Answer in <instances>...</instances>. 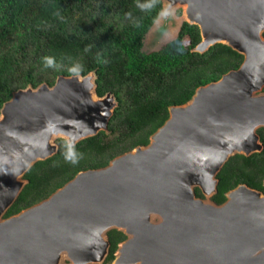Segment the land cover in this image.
<instances>
[{"label":"water","instance_id":"water-1","mask_svg":"<svg viewBox=\"0 0 264 264\" xmlns=\"http://www.w3.org/2000/svg\"><path fill=\"white\" fill-rule=\"evenodd\" d=\"M162 1L149 33L162 20L163 38L178 34L185 20L201 31L194 51L224 43L244 55L242 64L170 106L148 144L5 217L26 171L58 151L56 139L74 145L107 129L118 104L111 92L97 94L95 71L14 91L0 110V264L101 263L114 228L127 238L111 264L121 250L126 264H264V192L240 183L224 202L211 199L231 156L264 147V0Z\"/></svg>","mask_w":264,"mask_h":264},{"label":"trees","instance_id":"trees-1","mask_svg":"<svg viewBox=\"0 0 264 264\" xmlns=\"http://www.w3.org/2000/svg\"><path fill=\"white\" fill-rule=\"evenodd\" d=\"M162 8V0H0V110L19 88L53 85L59 75L92 71L97 94L111 92L118 102L107 129L74 145L56 139L58 151L26 171L27 182L5 217L47 198L79 171L106 166L148 144L170 106L187 102L199 86L240 67L244 55L227 44L194 51L201 31L185 20L174 39L145 51L146 34ZM176 12L182 15V8ZM257 131L264 144V126ZM217 177L216 203L240 183L264 192V147L231 156ZM196 193L203 196L198 187ZM107 233L106 264L126 238L115 228Z\"/></svg>","mask_w":264,"mask_h":264},{"label":"rangeland","instance_id":"rangeland-1","mask_svg":"<svg viewBox=\"0 0 264 264\" xmlns=\"http://www.w3.org/2000/svg\"><path fill=\"white\" fill-rule=\"evenodd\" d=\"M177 8H174V15H175V19L176 17H182V21L184 20L183 16L180 15L178 16L177 15V12H176ZM163 24V21L160 20L159 23L157 25L159 26H162ZM156 25V26H157ZM176 29L173 31L172 34H170V36H167V37H162L160 40H157V37L152 33H147L146 34V37H145V40H144V50L145 51H150V50H154V49H158L159 47H161L164 43L168 42L169 40H171L172 38L176 37L177 33H176ZM153 37V38H152ZM156 38V39H155ZM184 43H188V39L185 38L184 39Z\"/></svg>","mask_w":264,"mask_h":264},{"label":"bare ground","instance_id":"bare-ground-1","mask_svg":"<svg viewBox=\"0 0 264 264\" xmlns=\"http://www.w3.org/2000/svg\"><path fill=\"white\" fill-rule=\"evenodd\" d=\"M166 1V0H165ZM186 16V15H185ZM171 18H168L167 20H170ZM173 19V18H172ZM170 23L171 22H173V20H170L169 21ZM161 27L162 26H159V25H157L155 28H154V30L152 31L153 32V34L157 37V40H160L161 38H162V32H163V30L161 29ZM172 28V27H171ZM170 28V29H171ZM175 29L173 28V29H171L169 32L170 33H173V31H174ZM151 32V33H152ZM153 38V37H152ZM156 39V38H155ZM184 111V107H182V108H176V107H174V108H172V112L173 113H176V114H179V113H181L182 114V112ZM238 192H241V193H245V194H248V195H252L253 193L251 192V191H249V190H245V189H238ZM123 261H125V259L123 258V253H122V250L121 251H119L118 252V257H117V259L115 260V262L113 263V264H126V263H123Z\"/></svg>","mask_w":264,"mask_h":264},{"label":"flooded vegetation","instance_id":"flooded-vegetation-1","mask_svg":"<svg viewBox=\"0 0 264 264\" xmlns=\"http://www.w3.org/2000/svg\"><path fill=\"white\" fill-rule=\"evenodd\" d=\"M216 192H217V191H216ZM214 194H215V193H214ZM214 194H213V195H214ZM211 199H212V197H211ZM126 238H127V236H126ZM126 238H125V239H126ZM125 239H124V240H125ZM124 240H122V241H124ZM122 241H120V242H122ZM120 242H119V243H120ZM119 243H118V245H119ZM107 255H108V254H107ZM106 257H107V256H106ZM106 257H105V259H106ZM115 257H116V252H115ZM114 259H115V258H114ZM104 261H105V260H104ZM104 261L101 262V263H89V264H106ZM111 263H112V262L107 263V264H111Z\"/></svg>","mask_w":264,"mask_h":264},{"label":"clouds","instance_id":"clouds-1","mask_svg":"<svg viewBox=\"0 0 264 264\" xmlns=\"http://www.w3.org/2000/svg\"><path fill=\"white\" fill-rule=\"evenodd\" d=\"M49 63H51V61H49Z\"/></svg>","mask_w":264,"mask_h":264}]
</instances>
